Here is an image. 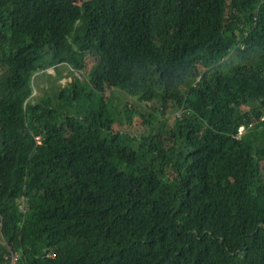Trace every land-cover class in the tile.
<instances>
[{
    "label": "trees",
    "instance_id": "trees-1",
    "mask_svg": "<svg viewBox=\"0 0 264 264\" xmlns=\"http://www.w3.org/2000/svg\"><path fill=\"white\" fill-rule=\"evenodd\" d=\"M1 75L0 264H264V0H0Z\"/></svg>",
    "mask_w": 264,
    "mask_h": 264
},
{
    "label": "rangeland",
    "instance_id": "rangeland-1",
    "mask_svg": "<svg viewBox=\"0 0 264 264\" xmlns=\"http://www.w3.org/2000/svg\"><path fill=\"white\" fill-rule=\"evenodd\" d=\"M88 60L90 61V59ZM33 77H34V80H33L34 92L32 96L30 97V100L34 98H39V96L44 95L46 92H51V93L59 92L61 88L66 86L68 83H70L74 77H78V75L76 72H72L66 67H61L60 73L57 75L54 69L51 67L45 71L37 72L36 74H34ZM3 85L6 86L5 80L2 78V75H1L0 76V91L3 89L2 88ZM51 85L54 88L53 90H50ZM115 98L117 99L116 106L122 109L127 107V104H133L131 101H129V99H127L125 96H123L120 93H116ZM17 251L15 248L11 247L9 253L11 254V256H13V254H18L16 253ZM3 264H6V263H3Z\"/></svg>",
    "mask_w": 264,
    "mask_h": 264
},
{
    "label": "built area",
    "instance_id": "built-area-1",
    "mask_svg": "<svg viewBox=\"0 0 264 264\" xmlns=\"http://www.w3.org/2000/svg\"><path fill=\"white\" fill-rule=\"evenodd\" d=\"M12 259L13 260H17L18 259V257L16 256V254H13Z\"/></svg>",
    "mask_w": 264,
    "mask_h": 264
},
{
    "label": "bare ground",
    "instance_id": "bare-ground-1",
    "mask_svg": "<svg viewBox=\"0 0 264 264\" xmlns=\"http://www.w3.org/2000/svg\"><path fill=\"white\" fill-rule=\"evenodd\" d=\"M251 128H252V126H251Z\"/></svg>",
    "mask_w": 264,
    "mask_h": 264
}]
</instances>
